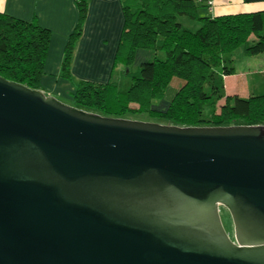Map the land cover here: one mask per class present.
<instances>
[{
    "label": "water",
    "instance_id": "obj_1",
    "mask_svg": "<svg viewBox=\"0 0 264 264\" xmlns=\"http://www.w3.org/2000/svg\"><path fill=\"white\" fill-rule=\"evenodd\" d=\"M0 264H264V125L105 117L0 76Z\"/></svg>",
    "mask_w": 264,
    "mask_h": 264
},
{
    "label": "trees",
    "instance_id": "obj_2",
    "mask_svg": "<svg viewBox=\"0 0 264 264\" xmlns=\"http://www.w3.org/2000/svg\"><path fill=\"white\" fill-rule=\"evenodd\" d=\"M203 3L134 0L125 4L113 69L128 68L129 83L124 84V71L117 81H82L72 93L74 107L111 118L145 116L152 123L180 127L264 125V72L251 74L247 98L225 90V79L236 73L237 50L250 56L264 54V12L200 17ZM76 5L78 23L65 47V77L70 76L72 50L89 11L88 0H76ZM178 16L197 21L199 28L189 30L195 23L187 21L184 26ZM51 33L35 19L0 13V76L42 92ZM134 64L138 70L133 75ZM176 78L183 83L170 101L164 100Z\"/></svg>",
    "mask_w": 264,
    "mask_h": 264
},
{
    "label": "rangeland",
    "instance_id": "obj_3",
    "mask_svg": "<svg viewBox=\"0 0 264 264\" xmlns=\"http://www.w3.org/2000/svg\"><path fill=\"white\" fill-rule=\"evenodd\" d=\"M123 10V9H122ZM79 15V14H78ZM200 17H203L204 15L199 14ZM124 16V11H123ZM110 17H113V14L110 13ZM88 18V17H87ZM183 16H178L177 21L183 22L184 26H187V21L192 20H185ZM87 21V20H86ZM195 23L194 28L189 30H197L199 27L196 24L197 21H192V23ZM77 22L73 25L74 28L69 33L67 37L64 36L63 29L60 27H54L51 29V41L49 46V52L46 58V64H45V74L41 77V85L44 88V92L47 96H51L63 104H66L68 106H73V96L72 93L75 91L76 87L82 82V81H94L98 83H107L110 80L117 81L121 79V72L124 71V84L129 83V77L128 75V68L126 70L123 69L122 66L116 67V69H113V63L115 59V53L114 58L110 59L109 53L101 51L99 53L100 56H89L87 53H84V49L82 48V43H88L91 41V39H86V37H83L84 29L82 32V35L80 38H78L75 42L74 48L72 50L71 54V60H70V76L65 77V71L63 70V63L65 61V47L67 44V41L72 34V32L75 30ZM190 23V22H189ZM198 23V22H197ZM86 26V22L84 27ZM200 26V25H199ZM123 28H124V22H123ZM122 28V29H123ZM185 29V27H183ZM122 32V30H121ZM96 38V37H91ZM120 39V37H119ZM112 39H103L101 46H106V48H110L112 46ZM98 52V50H96ZM87 56V59L83 58L82 55ZM91 60V62L87 60ZM137 64L133 65L132 74L134 75L138 68H136ZM234 67L236 70L235 75L230 76L226 82V93L232 94V95H239L241 97L247 98L251 92V87L249 85L251 76L249 74L257 73L258 70H264V54L250 56L244 54V51L242 49H239L234 54ZM183 83L180 79H174L170 87L167 89V91L163 94V99L170 101L172 96L175 94V92L178 90V86ZM228 87V89H227ZM236 89V92H235ZM234 90V91H233ZM250 91V92H249ZM234 92V93H233ZM129 120H137V121H143V122H150L147 120L148 118L145 116H135L132 117H126ZM155 123V122H153ZM163 124V123H158ZM168 125V124H166ZM220 217L222 224L226 230V232L230 235L231 239L234 240V225L231 218V215L229 211L224 208L220 207Z\"/></svg>",
    "mask_w": 264,
    "mask_h": 264
},
{
    "label": "crops",
    "instance_id": "obj_4",
    "mask_svg": "<svg viewBox=\"0 0 264 264\" xmlns=\"http://www.w3.org/2000/svg\"><path fill=\"white\" fill-rule=\"evenodd\" d=\"M130 3H134V0H88L89 11L83 37L91 41L82 43L81 49H84V53L96 57L103 51L110 54L108 58H114L121 30H123V22H125L122 9L125 4ZM258 12H264V0H204L203 7L199 9V14L211 18ZM0 13L25 21L35 19L41 26L50 30L60 27L65 37L72 31L79 16L76 0H0ZM110 13L113 17H110ZM110 38L114 45L110 48L101 46L103 39ZM82 57L87 59L84 54ZM87 61L91 62L90 59ZM258 72H264V70H258ZM228 78L225 79V84ZM44 91L43 88L42 92L45 94Z\"/></svg>",
    "mask_w": 264,
    "mask_h": 264
},
{
    "label": "built area",
    "instance_id": "obj_5",
    "mask_svg": "<svg viewBox=\"0 0 264 264\" xmlns=\"http://www.w3.org/2000/svg\"><path fill=\"white\" fill-rule=\"evenodd\" d=\"M211 5V2H208Z\"/></svg>",
    "mask_w": 264,
    "mask_h": 264
}]
</instances>
